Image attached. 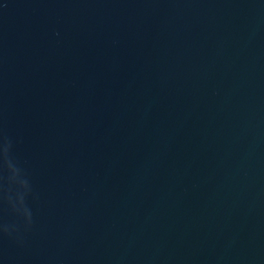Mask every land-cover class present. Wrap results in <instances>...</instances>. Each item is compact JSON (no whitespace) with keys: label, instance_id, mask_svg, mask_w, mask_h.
<instances>
[{"label":"water","instance_id":"95a60500","mask_svg":"<svg viewBox=\"0 0 264 264\" xmlns=\"http://www.w3.org/2000/svg\"><path fill=\"white\" fill-rule=\"evenodd\" d=\"M0 264H264V0H0Z\"/></svg>","mask_w":264,"mask_h":264}]
</instances>
